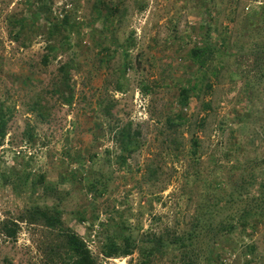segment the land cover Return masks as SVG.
I'll return each mask as SVG.
<instances>
[{
  "label": "rangeland",
  "instance_id": "rangeland-1",
  "mask_svg": "<svg viewBox=\"0 0 264 264\" xmlns=\"http://www.w3.org/2000/svg\"><path fill=\"white\" fill-rule=\"evenodd\" d=\"M41 1L59 21L78 8L71 17L80 29L50 54ZM101 1L120 4L113 25L93 21L96 0H0V105L10 111L0 143V226L34 206L58 208L96 264H138L143 239L185 234L209 197L223 209L213 214L224 217L264 186V0ZM208 44L219 53L199 71L189 52ZM70 61L66 104L52 90ZM190 83L197 93L182 110L178 93ZM36 100L45 119L30 112ZM128 125L137 150L120 165L116 136ZM40 178L48 191L32 187ZM93 183L105 186L101 198ZM20 226L14 241L0 233V264H46V239ZM122 237L136 243L134 253L106 258L108 239ZM207 242L199 264H264V222Z\"/></svg>",
  "mask_w": 264,
  "mask_h": 264
},
{
  "label": "trees",
  "instance_id": "trees-1",
  "mask_svg": "<svg viewBox=\"0 0 264 264\" xmlns=\"http://www.w3.org/2000/svg\"><path fill=\"white\" fill-rule=\"evenodd\" d=\"M72 1V0H71ZM39 11L48 25L46 31L47 39L51 41V46L48 47L49 54L62 49L65 45V40L75 29H80L71 17V12L74 10L77 12L78 8L66 11L70 12L66 14L64 20L59 21L52 15L51 10L47 9L45 2L39 3ZM94 22L102 20L107 25H113L114 19L117 14H120V4L106 5L101 0H96V6L94 9ZM92 21V22H93ZM71 25V26H70ZM103 52H106L105 57L112 59L115 53L110 52L106 48H101ZM101 51V52H102ZM124 52V70L128 68V60ZM219 53L217 48L212 45H196L190 50L189 56L191 62L200 70L207 71V68L212 64L216 55ZM49 56L43 57L45 65L48 63ZM103 59V58H102ZM258 59V57L256 58ZM74 63L72 61L65 63L58 69V77H56V83L53 85V93L57 94V91L61 94L60 98L66 104H71L73 100L71 81L72 77L70 73L75 70ZM123 77V74H122ZM119 85V84H118ZM119 89L121 86L119 85ZM209 89V87H207ZM147 92L145 88L143 90ZM197 93L196 84L190 83V85L180 88L177 98V104L180 109H186L189 104V100ZM34 105L31 106L30 112L38 116L41 120L46 117V108L41 101L36 100ZM6 105H0V143L4 141L6 137L7 118L10 115V111L4 110ZM101 108V112L105 116H110L108 108H104L101 103L98 104ZM167 128L173 131L175 125L173 122L167 123ZM137 134H130V126L127 128L119 129L117 132L116 140L119 144L121 156L119 158L120 165H125L126 155L130 154L133 150H137V141L135 137ZM173 137V136H170ZM174 142V140H172ZM198 140L193 141V147H198ZM195 152L193 153V155ZM28 180H26L27 183ZM44 179L40 178L38 184H33L32 187H38L40 184L43 186V190L46 192L49 189L43 184ZM104 187L93 183L89 185V190L99 198L104 193ZM32 188V189H33ZM242 194H239V199H242ZM224 197V196H221ZM219 199V198H218ZM217 200L213 197H209L206 202H201L196 209V218L190 224L189 231L181 236L167 235L163 236H147L142 240L144 247L138 250L139 260L138 264H151L154 258L164 257L168 252L177 250L181 253L179 257L175 256L174 264H199L200 260V248L199 244H204L207 239H217L218 236H230L236 232H243L254 230L257 223L264 222V186L259 192L258 197L249 199L244 203L242 211L238 213H229L227 216L220 217L218 211H223L218 205L213 204ZM227 202L224 200L226 206ZM14 220V221H13ZM87 220V219H84ZM20 225L29 226L33 229L39 230L41 235L46 239L44 244V254L46 256V264H96L90 250L83 242V240L70 229L64 228L62 223L61 211L54 207H38L34 206L26 209L23 213L20 212L12 219H5L0 226V233L5 239L11 241L16 240L18 233L20 232ZM108 239V242L103 246L102 253L106 258H126L131 256L135 249L136 243L130 237H122V239ZM253 248H248V253H252Z\"/></svg>",
  "mask_w": 264,
  "mask_h": 264
}]
</instances>
